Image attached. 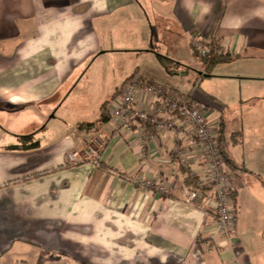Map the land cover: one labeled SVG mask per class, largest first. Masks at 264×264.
Masks as SVG:
<instances>
[{
	"label": "crops",
	"instance_id": "1",
	"mask_svg": "<svg viewBox=\"0 0 264 264\" xmlns=\"http://www.w3.org/2000/svg\"><path fill=\"white\" fill-rule=\"evenodd\" d=\"M214 40L238 58L174 88L158 56L186 69L185 47ZM133 75L189 97L217 135L223 125L236 166L229 239L206 198L184 201L177 152L208 166L190 125L140 134L109 122ZM261 104L264 0H0V264H264ZM89 147L97 161L69 159ZM172 180V198L156 190Z\"/></svg>",
	"mask_w": 264,
	"mask_h": 264
},
{
	"label": "built area",
	"instance_id": "2",
	"mask_svg": "<svg viewBox=\"0 0 264 264\" xmlns=\"http://www.w3.org/2000/svg\"><path fill=\"white\" fill-rule=\"evenodd\" d=\"M199 58H204L210 54L208 48L200 43L194 44ZM217 54H222L223 51L217 45ZM117 106L110 112L109 122L115 130L127 129L130 125L137 121L149 122L155 133H159L176 125V119H180L183 123L190 125L194 131L196 138V153L200 159L208 162L210 168L205 172L208 173L205 179L198 182L197 188L184 189V201L194 203L197 200L206 198L208 201L209 212L214 215V224L218 232L227 240L234 232L236 222V211L232 202L231 189L229 186L228 170L224 166L219 154L217 146L218 135L208 129L205 119L198 109L194 106L191 99L178 93L175 90H170L161 85L151 84L142 80L140 77L133 75L125 82L116 96ZM177 126V125H176ZM177 127H182L178 125ZM137 131L144 134V128L138 124ZM155 135H149L148 141L154 142ZM81 153H72L69 155L70 160L79 158L98 159L97 151L89 147ZM177 156L180 165L185 169L192 166V158L188 151H178ZM195 171L190 170V176L195 178ZM161 185L160 191L168 194L171 187H175L174 180L168 184ZM213 191V195L210 193ZM212 195L206 197V195ZM207 252H211L212 248L208 245Z\"/></svg>",
	"mask_w": 264,
	"mask_h": 264
},
{
	"label": "rangeland",
	"instance_id": "3",
	"mask_svg": "<svg viewBox=\"0 0 264 264\" xmlns=\"http://www.w3.org/2000/svg\"><path fill=\"white\" fill-rule=\"evenodd\" d=\"M185 50L187 51V57L189 58L188 60V65H186V67L188 68H186V69H184L182 66H172V70L175 72V75L174 76H176V79L177 80H175L174 81V84L172 85L174 88H177L178 90H180L181 92H186L187 91V85H190L191 87L193 86V80L195 81V79H198V76H199V74H202V72H207L208 70H207V68H206V65L197 57V56H195L194 54H193V50L192 49H190L188 46H186L185 47ZM186 51H184V52H186ZM189 70V71H188ZM211 73H210V71L208 72V74H207V76H211L210 75ZM212 78H207V79H205L204 81H211L210 83H211V86H209V87H205V85H203V82L201 83V88H202V90H206V88H207V90H209V91H206V92H211V94H213V96H215V98L217 99V100H219L221 103H223L224 102V98H223V96H222V94H223V90H224V86H223V84L222 83H216V82H212V80H211ZM203 85V86H202ZM180 93V92H179ZM180 94H182V93H180ZM182 95H184V94H182ZM184 96H186V95H184ZM224 104V103H223ZM241 106V105H240ZM239 106V107H240ZM255 109H258V110H260L261 112H263L264 113V104H261L260 106H258V107H255L254 109H252V111H254ZM250 109L248 108V107H244V109H243V111L244 112H248ZM218 116H221V115H218ZM229 139V141L230 140H233L232 139V137L231 136H229V135H227V140ZM217 140H218V138H217ZM217 146H219L218 145V141H217ZM200 162L201 163H203L204 164V166L207 164L208 166L207 167H205V168H192V171H195L194 172V175L196 176L195 178H198L197 180H198V182L199 181H201L202 179H205L206 177H207V175H208V173L207 172H205L207 169H209L210 168V165H209V163L208 162H206V161H204V159L202 158L201 160H200ZM199 162V163H200ZM224 166H225V164H224ZM183 169H185L184 167H182ZM225 168H226V166H225ZM200 171H199V170ZM227 169V168H226ZM240 169V168H239ZM190 170H191V168H190ZM228 170V169H227ZM229 172V171H228ZM227 178L229 179V186H230V189H231V179H232V172H229V174H227ZM175 182V181H174ZM165 185V187H167V185L166 184H164ZM175 187H171V188H173V189H170L169 190V193L172 191V190H174V189H177V182H175ZM149 187L151 188L152 187V185H149ZM153 187H155L156 188V186H153ZM152 187V188H153ZM160 187H162L161 185H157V188H156V190L159 192V193H163V192H161L160 191ZM187 188H190V187H187ZM184 191V190H183ZM231 192H232V190H231ZM212 195L214 194L213 193V191H211L210 192ZM163 194H165V193H163ZM167 195V194H166ZM183 195H184V192H183ZM212 195H206V197H209V196H212ZM203 201V200H202Z\"/></svg>",
	"mask_w": 264,
	"mask_h": 264
},
{
	"label": "trees",
	"instance_id": "4",
	"mask_svg": "<svg viewBox=\"0 0 264 264\" xmlns=\"http://www.w3.org/2000/svg\"><path fill=\"white\" fill-rule=\"evenodd\" d=\"M204 47L208 48L210 54L204 58H201L200 60L206 65L207 70H211L212 67L216 64H220V63H226L229 61H232L238 57L236 56H231L229 54L226 53H222V54H217V42L214 40L212 41L210 44H207L206 46L204 45ZM194 55L198 57V52L194 51ZM158 59L160 61V63L162 64V67L165 69V71L169 74V75H173L175 74V72L172 70V66H175L176 64H174L171 60L162 57V56H158ZM119 91H116L113 95V98H115L118 94ZM108 105V102H105L102 106H101V116H100V122L101 123H107L109 120V117L106 114V107ZM138 124H141L143 126V128L145 130H148L149 128H151L152 126L150 125L149 122H142V121H137L136 123L133 124V127L137 128ZM222 127L223 125H220V134L218 133V147H219V154L220 157L222 159V161L224 162L226 168L228 169L229 172H233L236 169V166L234 165L233 161L230 159V157L228 156V154L226 153L224 146V136L222 134ZM153 128V127H152ZM184 173V178H183V184L186 187H190V188H197V184H198V180L197 178H193L190 176L189 173H187L186 171H183ZM161 195L168 197V198H172L173 195L171 193L163 194L161 193ZM232 196V202L235 208V193L232 191L231 193Z\"/></svg>",
	"mask_w": 264,
	"mask_h": 264
}]
</instances>
